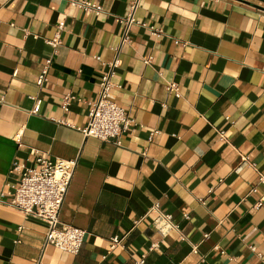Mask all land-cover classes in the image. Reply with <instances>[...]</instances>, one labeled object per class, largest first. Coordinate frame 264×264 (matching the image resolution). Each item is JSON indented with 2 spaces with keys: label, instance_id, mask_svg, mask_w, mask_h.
<instances>
[{
  "label": "crops",
  "instance_id": "crops-1",
  "mask_svg": "<svg viewBox=\"0 0 264 264\" xmlns=\"http://www.w3.org/2000/svg\"><path fill=\"white\" fill-rule=\"evenodd\" d=\"M80 1L104 13L0 0V195L36 151L76 160L59 219L86 231L74 255L46 245L45 221L1 205L0 264H264V3L142 0L137 20L162 34L133 26L121 46L132 0ZM117 56L110 99L133 121L120 145L82 132ZM160 215L177 228L163 235Z\"/></svg>",
  "mask_w": 264,
  "mask_h": 264
},
{
  "label": "built area",
  "instance_id": "built-area-1",
  "mask_svg": "<svg viewBox=\"0 0 264 264\" xmlns=\"http://www.w3.org/2000/svg\"><path fill=\"white\" fill-rule=\"evenodd\" d=\"M73 6H76L87 13L97 16L104 13L101 5L93 4L80 0H69ZM142 0H132L130 2V11L126 18L119 19L124 26V35L121 46L131 43L130 31L133 26H140L150 30L153 35L160 36L162 31L153 27H148L136 18V13L140 8ZM63 26L59 27L55 36L47 41L55 50L62 43ZM118 52L120 48L116 49ZM120 61L118 56L109 64L110 70L103 76L100 84V91L96 101L89 104V122L85 129L82 130L86 137H94L102 141H113L120 145L121 136L128 131L133 124L127 111L120 107L117 103L110 99V94L114 88L112 77L114 70L119 67ZM52 65V59H48L38 77L37 84L41 87L48 81L49 70ZM167 90L180 97L178 86L175 83L168 85ZM73 98L71 96L64 97L63 109L68 110ZM36 112V111H35ZM221 140H225L223 132ZM244 164L249 163L247 157L243 158ZM252 166V165H250ZM77 167L76 160L52 159L49 155H45L36 151V166L34 168L24 169L20 176L19 186L14 192H2L0 195V206L6 205L26 216H34L48 224V232L46 236V245L54 246L65 252L77 255L81 251L86 231L75 226L65 225L61 223L59 216L67 197L75 169ZM18 171L20 168L16 167ZM264 182V176L260 177ZM262 204L256 205V208ZM155 211L160 212L158 207ZM156 227L163 234H167L170 230L177 227L172 222L171 216L160 215L155 221ZM112 249L121 243L119 237L112 239ZM156 246V245H155ZM143 263V262H142Z\"/></svg>",
  "mask_w": 264,
  "mask_h": 264
},
{
  "label": "water",
  "instance_id": "water-1",
  "mask_svg": "<svg viewBox=\"0 0 264 264\" xmlns=\"http://www.w3.org/2000/svg\"><path fill=\"white\" fill-rule=\"evenodd\" d=\"M258 1H261V2H263V3H264V0H258Z\"/></svg>",
  "mask_w": 264,
  "mask_h": 264
}]
</instances>
